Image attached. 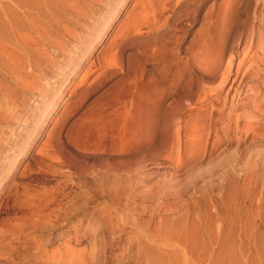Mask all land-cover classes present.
Here are the masks:
<instances>
[{
	"label": "rangeland",
	"instance_id": "obj_1",
	"mask_svg": "<svg viewBox=\"0 0 264 264\" xmlns=\"http://www.w3.org/2000/svg\"><path fill=\"white\" fill-rule=\"evenodd\" d=\"M158 1L89 0L94 11L82 15L84 25L72 28L76 40L65 51L51 48L55 63L68 64L75 57L76 45H94L95 34L102 26L110 22L111 26L101 44L91 50L84 69L66 88L62 106L40 132L29 113L21 116V121L28 123L26 127L19 121L1 129L7 137L0 152V177L6 181L0 184V229H12L13 225L34 218L26 216L30 206L8 195L13 192V183L25 182L31 188L51 191L60 182L61 189L57 191H63L61 198L68 194L61 202L79 195L76 199L80 209L70 219L75 222L69 220L67 224L50 227L51 230L43 227L34 232L45 252L37 258L39 261L30 264H50L49 254L58 247L63 251L65 245L76 254L83 252L86 264H264V123L250 119V102L238 105L231 100L233 76L220 84V73L233 53H238L231 64L235 70L242 48L264 40V10L253 13L256 0H167L163 15L166 20L163 25L158 24L154 33L139 38L135 29L128 26L123 39H119L123 44L116 37L113 67L120 70L91 87L92 79L109 67L101 63L80 82L84 70L91 63L97 64V55L104 54L118 27L127 19L134 26L141 12L151 13ZM257 2L259 10L264 0ZM65 38L68 39L66 35ZM141 70L143 81L147 80L143 95H151L154 102L151 112L147 109L152 98H146L145 109L137 102ZM51 80L49 76H38L43 88L56 83ZM125 84L129 86L125 88ZM29 103L30 111L36 100L31 97ZM124 111L127 119L122 122ZM237 113L238 128L229 127L227 116ZM84 119L95 123L82 127ZM98 128L107 129L102 132ZM32 136L31 148L20 166L11 169L14 172L10 178L4 176L13 165L9 158L23 147L25 138ZM120 139L126 148L119 160L126 188L105 192L104 203H98L88 192L78 190V182L95 179L94 175L112 176L116 160L108 156L110 161L97 147H106L105 143L108 147ZM9 147L11 151L3 159ZM43 150L48 157L43 156ZM54 166L64 175H71L73 182L70 184L65 178L56 180ZM68 185L73 187L68 189ZM80 195L89 196L91 201L82 205ZM48 200L41 202L43 211L39 212H48L50 218L58 205ZM107 201H113V205L110 207ZM101 205L110 207L111 220L100 214ZM39 212L36 213L40 216L47 214ZM42 219L40 226L47 222ZM94 221L97 224L87 227L92 229L88 231L93 233L92 238L91 234L73 233L77 228L82 230L79 226L83 228ZM60 226L63 230L57 235ZM49 232L53 236L45 239ZM20 244L16 240L11 243L16 247ZM17 254L13 261L29 264ZM17 262L0 257V264Z\"/></svg>",
	"mask_w": 264,
	"mask_h": 264
},
{
	"label": "bare ground",
	"instance_id": "obj_2",
	"mask_svg": "<svg viewBox=\"0 0 264 264\" xmlns=\"http://www.w3.org/2000/svg\"><path fill=\"white\" fill-rule=\"evenodd\" d=\"M88 1L89 0H0V152H3L2 150L3 145L6 144V143L4 144V142H5V137L7 136L4 137L5 134L1 131L2 127H5V125L15 124L16 122L21 121L22 119L21 116L27 113H29L30 116H32L31 121L32 122L34 121V123L36 124L37 128L39 129L38 132H40V130L44 128L46 125H48V123L50 122L56 110L59 107H61L63 104L62 100H63V95L65 91L67 90L66 88L73 80H75L76 76L80 73V71L84 69V66H86L87 64L86 62H88L87 60L91 54V50L94 49V47H97L99 44H101V42L104 40L103 37L105 35L107 36V34L109 33L108 30L111 26V22L104 24L101 30H99L95 34L97 35V37H95L96 42L94 45H91L92 43H88V45H86V43L83 44V42L81 43L83 45H80V46L76 45L75 48L73 49L75 57L72 60H70L68 64L66 63L60 66L56 64L55 61L52 59V56L50 54L51 48L55 47V48H58L60 51L62 50L65 51L69 47V43L76 40L77 36L76 34L72 33V28L77 27L80 24L84 25V22H82V20L84 19L83 17L85 16H82V15H84V13L88 10L89 12L91 10L94 11V9L90 8ZM122 4L123 3H121V6ZM258 4L259 3L256 0L254 4V8H253L254 9L253 13H256L258 11L261 12L264 10V6L258 10ZM167 6H168L167 0H159L157 4L155 5V7L152 8L151 13H147L146 10L141 12L140 17L137 20L136 24H134V26L129 25L130 23L129 19H127L124 23H122V25L118 27L116 33L110 40V43L106 47L104 54L102 53L103 55L101 57L97 55V58H96L98 60V62L96 60L97 64L91 63L84 70V73L80 78V82L85 81L89 77V75L92 73V70L94 69V67L96 65L98 66L101 63H104V65L109 66V67H107L106 70L98 73L92 79L91 87H95L100 80L120 70L121 69L120 67H117V66L113 67L116 61L114 59L115 58L114 54L117 52L116 48H114L115 42L117 43L116 39L118 38V42L120 41L119 40L120 38L123 39V36L126 33V30H129V27L135 29V31L140 36L139 38H142L148 35L150 32L154 33V31H156L159 25H163L164 21L166 20V16H163V15H164V11L167 8ZM155 14L156 15L158 14L157 18L155 17L156 16ZM81 17L83 18L82 20H81ZM116 17L117 16H115V18ZM85 31H88V29ZM87 34L88 33H86V36ZM65 35L68 37V39L65 38ZM83 39H85V37H83ZM124 43H125L124 45H126V42ZM119 44H123V43L119 42ZM254 46H252V44L250 43L249 45L244 46L242 48L241 56L237 60V66L235 70L231 68V64H232V61L235 60V57L236 55H238V53L237 52L233 53V56H231V58L229 59L228 65L226 66L224 71L220 73V84L225 82L230 76H233V79L231 82V88L234 87L233 88L234 92L231 95V100L237 102L238 105L242 103L250 102V106L253 109L252 111L253 113L252 114L250 113V115H252L250 116V119L251 118H257L259 120L261 119L260 121H263V122L262 123L259 122V124H263L264 123V40L261 39L258 42V44ZM142 59L144 63H147L146 57H143ZM119 65L121 66V64ZM116 67L119 69H117ZM39 75L43 76L44 78L49 76V78L52 79L54 83L55 82L56 83L54 85L51 83L47 84L43 88V85H41V83L38 81ZM140 75H141V81L139 85L140 86V97L138 98L137 102L141 109H143L142 108L143 106L145 109L146 98L149 95L148 96L143 95L145 93V92L143 93V91L146 90L144 89V87L147 86V83H146L147 80L143 81L145 80L143 76L144 75L143 70L140 71ZM245 78H247V81L244 82ZM60 79H62V81H59ZM125 85H124L125 88L129 86L128 84L126 86ZM31 97L36 100V103L34 107L32 108V110L29 111L28 105H30L29 102L31 100ZM149 97L152 98L151 95ZM153 103H154L153 98L149 99L148 106L150 107V109H147V110L148 111L150 110V112L153 111V108H154ZM100 111L101 110H99V112ZM140 114H141V111H140ZM126 116H127V112L125 111L121 112L122 122H125V120L127 119ZM234 116H231V115L227 116L226 123L229 125V127L238 128L240 117L238 116V113L235 117ZM101 120L104 121L105 119L104 120L101 119ZM91 122L92 124L95 123V121L93 122L92 120ZM91 122H90V119H84L81 125L82 127H87L89 124H90L89 126H92ZM97 122H99V120ZM20 123H22L23 127H26L28 125V123L25 121H21ZM110 123L114 124L112 123V121ZM98 124H100L99 127H102L101 123H98ZM142 124L144 123L142 122ZM250 124H251V120H250ZM96 126L97 125L95 124L94 127ZM116 126L118 127L117 123H116ZM116 126L112 128H115ZM140 126L142 127V125ZM98 129L100 130L101 128H98ZM105 130L101 129L102 132ZM33 138L34 136H32L30 139H28V137L25 138L23 147L19 148L18 152L14 153L12 157L9 158L13 162V165L7 168L8 170L4 174V176L9 175V178H10V176L13 175V172H14V170H11V169L17 168L18 166H20L22 159L26 155V152H28L29 149L31 148L30 145H31V142L33 141ZM176 142H177V136H176ZM111 143L112 144L108 145V147L105 143L106 147H104V145L103 146L98 145L100 147H97V148H99L98 149L99 152H101L105 157L107 156L108 158L109 156L112 160H116V163L114 165L116 169L114 168L115 170L111 171L112 176L107 175L108 177L106 176V178L105 177L103 178L100 175H98V177L94 175V177H96L95 179H93V177L91 176L92 177L90 178L91 180L85 179L86 180L85 182L84 180H81L83 182L77 181L78 184L80 183V185H78L79 187L78 190L80 189L81 192H88V195L92 196L93 198L99 201L98 203H101V202L104 203V197H105L104 194H106L105 192H109V193H112V192L115 193L119 191L121 192L124 190V188H126L122 180L121 173H123L122 172L123 170L121 171V169L119 168V166L122 167L121 165H119V160L123 157L122 155L126 148H124L125 145L122 144L121 139L115 144L113 142ZM11 149L12 148L9 147V151L5 152V154L3 155V159L7 157ZM92 151H94V149ZM95 152H98V151L95 150ZM43 156L48 157L49 154L44 151ZM54 173L56 175L55 177H57L56 180H58L59 178L60 179L65 178V181H68V183L70 182V184L74 180V178L71 177V175H66V174L64 175L58 166L57 167L54 166ZM131 177L132 176H130V179ZM3 179L5 180V177L1 176L0 184L2 183V181H4ZM59 183L60 182H58V184ZM58 184H56V186L51 191L38 190L35 188H31L25 182H17L11 185V187H14L13 192H9L8 195L12 194L14 198L18 199L20 202L25 203L26 206L27 205L30 206L31 208L27 207L29 209V213L26 216H29L30 218L31 217H34V218L33 219L29 218L31 220L29 222L27 220L26 222H22V223L19 222L20 224L13 225L12 229H0V257L1 258L8 259L9 261L15 263L17 261H13L14 260L13 255L16 254L15 256L16 258L18 255L17 254L18 252L20 253L21 258L25 261V263L27 262L30 264L37 258L39 259L42 258L41 257L43 255L42 253L45 251L42 250L43 249L42 242H40L39 240L40 237L37 236L38 234L36 235L34 232H37L38 229H41L43 227L44 228H48V227L50 228L53 226L55 227V225L59 223L67 224V222L70 219H72V215H74V212L77 211L76 209L78 210L80 209V208H77L79 205L77 204V199H76L77 197H79V195H77L76 198L74 197L76 194L75 195L73 194L74 196L72 195L73 198H75L76 200L75 199L71 200L70 198L71 196H70L69 197L70 201L67 198L68 202H66L67 201L66 199L65 201L61 202V199L65 196L68 197V194L64 193L65 196L63 194L61 198V193H63V191L62 192L57 191L58 188H60L58 187ZM76 184L75 186H77ZM65 185L67 184L65 183ZM69 187L71 188L73 186L72 185L66 186V188L68 189ZM20 189L22 192H18ZM68 189H65V190H68ZM53 190L57 192L58 197H57V194L52 192ZM80 196H81L80 199H82V205L91 201L90 199H88L89 196L87 197V195H80ZM47 199L54 201L55 203L53 204L58 205V206L56 205L57 206L56 211L55 210H53L55 212L52 211L53 213L52 215H50V218H48L49 217L48 212H45V211L39 212L42 209L40 207L41 202ZM96 202L92 201L93 204ZM47 203H50V202H47ZM107 203L109 204L110 207L113 205V201H111V203L107 201ZM101 206L99 208L100 214H104L106 215V217L110 218L111 216L109 215L111 213V212L109 213L110 207L107 208L106 206L105 207L104 206L101 207ZM118 209L119 208H117V210ZM36 212L41 213V215L42 214L45 215V213H47L48 216L47 214L45 216H40V214L37 215L38 213ZM44 217L45 218L47 217L48 219H45ZM42 218L47 220V222H45L43 226H40L43 224V223L41 224L39 221ZM111 218H113V216ZM44 219L42 220L44 221ZM71 221L73 222L74 220H70V222ZM96 222L97 221H94L90 225H87L84 227L82 226L83 228L79 226L80 229L82 230H79L77 228L76 230H74L73 233H75V235L91 234L88 231L92 229L87 230V227L88 226L92 227L91 225H94ZM109 226L110 225L108 224V227ZM48 229L46 230L48 231ZM51 229L52 228H50V230ZM62 230L63 229H61V226H60V230H59V233H57V235L60 234ZM51 232H49L48 235H46L45 239L49 238L50 235H52ZM40 233L42 234L43 232L40 231ZM92 234H91V237L88 236L87 238L89 237L92 238L93 237ZM72 238H74L73 234H72ZM13 240L19 241L21 243L20 246H18V247H21V249H18V247L11 245ZM48 257L52 261L50 264H69L70 262H74V261H76L75 262L76 264H78L79 262H82L83 264L84 261L87 262V258L83 252H79L76 254L67 245L64 246L63 251H60L59 247L56 248V251L53 253H50ZM17 259H19V257ZM23 260L20 262H23ZM16 264H19V263L17 262Z\"/></svg>",
	"mask_w": 264,
	"mask_h": 264
}]
</instances>
